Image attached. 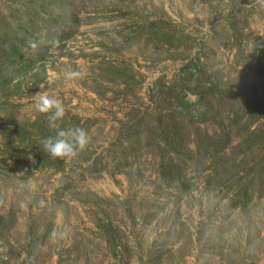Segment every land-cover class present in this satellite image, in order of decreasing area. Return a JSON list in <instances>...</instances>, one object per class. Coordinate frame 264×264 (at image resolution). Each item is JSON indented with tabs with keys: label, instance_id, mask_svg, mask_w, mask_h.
Wrapping results in <instances>:
<instances>
[{
	"label": "rangeland",
	"instance_id": "rangeland-1",
	"mask_svg": "<svg viewBox=\"0 0 264 264\" xmlns=\"http://www.w3.org/2000/svg\"><path fill=\"white\" fill-rule=\"evenodd\" d=\"M16 4L22 8L14 16L21 26L17 36L25 38L20 54L37 60L45 76L15 103L18 122H33L40 113L36 101L47 94L62 101L65 120L88 122L91 140L76 158L65 159L59 173L38 172L25 182L13 173L0 176V213L10 226L0 241V264H264V199L232 208L220 178L208 179L214 171H204L205 159L186 170L191 188L181 193L158 177V157L141 149L120 158L113 146L134 110L153 111L158 82L171 85L193 58L219 85L227 108L250 100L262 104L264 114V0ZM154 22L173 36L170 45H146L139 37ZM53 39L59 41L54 47ZM72 71L83 75L69 79ZM186 132L195 149L200 136L217 130L208 122L188 125ZM105 224L124 234L125 246L109 245ZM49 225L45 243L29 248Z\"/></svg>",
	"mask_w": 264,
	"mask_h": 264
},
{
	"label": "trees",
	"instance_id": "trees-1",
	"mask_svg": "<svg viewBox=\"0 0 264 264\" xmlns=\"http://www.w3.org/2000/svg\"><path fill=\"white\" fill-rule=\"evenodd\" d=\"M10 1L12 3L7 6L0 4V115L4 121L0 125V176L13 173L16 180L25 182L38 172L59 173L65 159L53 158L43 151V140L55 135V130L48 127L45 114L39 113L30 123L17 120L18 105L15 103L36 90L45 81V76L37 68V60L20 54L25 38H18L21 26L14 16L22 8L20 4L17 6L16 0ZM162 28L160 22L149 23L138 34L143 36L141 39L146 45H170L168 41L173 36L163 33ZM107 69L109 74L116 73L112 68ZM210 76H207L205 66L193 58L179 70L171 85L158 82L153 111L134 110L136 114L127 117L113 146L120 158L141 149L158 157V177L181 193L191 188L186 180V170L200 165L204 159L210 160L204 171L214 173L208 179L220 178V186L230 194L231 207L245 209L253 199H264V114L258 111L262 104L236 101L227 108L219 85ZM189 96H194L195 102L191 103ZM221 105L226 108L222 109ZM218 107L224 112H218ZM208 122L216 126L217 132L200 136L195 149H190L187 126ZM80 123L71 116L61 121L63 126L59 128H86L88 125V122ZM233 142L236 145L231 148ZM229 149L231 156L226 155ZM229 162L228 166L224 165ZM93 167L94 164L89 169ZM11 220V223L15 222L14 218ZM6 221L0 213V241L5 232L10 231V226H5ZM50 229L51 225L42 238L33 239L28 247L39 241L45 243ZM101 229L114 250L125 246L124 234L117 228L105 224Z\"/></svg>",
	"mask_w": 264,
	"mask_h": 264
},
{
	"label": "clouds",
	"instance_id": "clouds-1",
	"mask_svg": "<svg viewBox=\"0 0 264 264\" xmlns=\"http://www.w3.org/2000/svg\"><path fill=\"white\" fill-rule=\"evenodd\" d=\"M43 35V34H42ZM45 41L42 39L41 43ZM51 45L56 46L59 41L53 39ZM35 48L36 43L31 45ZM80 71L67 73L69 79L81 78ZM36 109L46 115L48 127L55 130V135L48 136L43 140V151L53 158L71 159L76 158L80 151L84 150L90 143L91 137L85 128L79 126L67 129L58 128V122L63 121L66 109L62 101L47 94H41L36 101Z\"/></svg>",
	"mask_w": 264,
	"mask_h": 264
}]
</instances>
